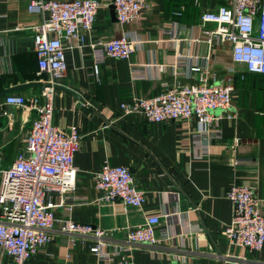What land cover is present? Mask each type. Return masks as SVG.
<instances>
[{
  "label": "crops",
  "instance_id": "obj_1",
  "mask_svg": "<svg viewBox=\"0 0 264 264\" xmlns=\"http://www.w3.org/2000/svg\"><path fill=\"white\" fill-rule=\"evenodd\" d=\"M32 1L0 0V94L42 84L0 98V105L9 95L28 99L24 107H1L0 170L11 167L24 151L37 118L29 100L40 97L47 80V75H38L32 28L43 18L28 11ZM96 1L97 20L85 44L65 43L67 70L54 99L53 124L65 132L75 126L83 137L74 154V200L62 204L59 195L45 199L57 206L55 218L112 231L104 250L112 262L126 258L134 264H264V247L251 253L231 247L224 236L233 216L229 188H254L264 201V75L245 73L233 61L230 44L211 36L215 24L201 26L202 15L216 11L225 0H147L139 18L125 24L112 16V0ZM176 11L181 16L174 15ZM126 34L138 41L129 59L96 57L91 47L96 40ZM193 66L202 69L190 75ZM200 74L211 83H232L235 88V118L223 113L207 136L196 120L150 123L122 109L135 99L159 96L165 84L191 86ZM104 163L131 170L145 192L141 210L121 202H98L101 193L93 180ZM150 214L163 216L156 229L163 243L156 248L125 245L126 230ZM94 244L56 236L31 264H100L90 250ZM177 254L185 258L177 260ZM0 264H11L2 252Z\"/></svg>",
  "mask_w": 264,
  "mask_h": 264
},
{
  "label": "built area",
  "instance_id": "obj_2",
  "mask_svg": "<svg viewBox=\"0 0 264 264\" xmlns=\"http://www.w3.org/2000/svg\"><path fill=\"white\" fill-rule=\"evenodd\" d=\"M112 5L118 22L125 24L139 18L147 7V0H112ZM98 9L96 0H33L28 6L30 13L43 18L32 31L38 75H47V80L40 97L29 100L37 118L32 122L24 151L11 167L0 170V252L11 259V264H31L38 251L56 236H66L72 242L93 241L95 244L90 250L100 264H134L126 258L112 262L110 256L104 254L111 244L112 231L67 218L58 220L53 213L57 206L45 201L51 195H59L62 204L74 200L77 179L74 154L83 137L75 126L65 132L53 124L54 99L59 81L67 70L65 43L69 47L74 40L82 46L85 44L94 30ZM174 15L181 16V11ZM201 22L202 27L216 25L211 36L230 44L233 61L243 66L245 73L264 75V0H225L216 11L203 14ZM137 43L126 34L116 39L96 40L91 47L96 57L126 60L134 53ZM201 69L193 66L189 73L198 74ZM165 87L157 97L123 104V111L140 114L150 123L196 120L206 136L208 128L218 123L223 113L228 119L236 116L231 111L235 90L232 83H211L200 74L191 86L172 83ZM27 104L24 96L9 95L0 105V114L3 105L24 107ZM93 183L95 190L101 193L98 202H121L136 210L145 205V192L127 167L104 163L94 175ZM227 198L233 205L232 220L224 232L227 243L251 253L262 251L264 201L257 197L254 188L240 185L229 188ZM162 218L161 214L147 215L142 224L126 230L124 244L131 248L159 246L164 240L158 239L156 229ZM174 258L185 257L177 254Z\"/></svg>",
  "mask_w": 264,
  "mask_h": 264
},
{
  "label": "water",
  "instance_id": "obj_3",
  "mask_svg": "<svg viewBox=\"0 0 264 264\" xmlns=\"http://www.w3.org/2000/svg\"><path fill=\"white\" fill-rule=\"evenodd\" d=\"M111 9H112V16H114V17L116 18V16H115V8H114L113 5L111 6ZM116 20H117V19H116ZM33 86H42V84H37V83H35V84H31V85L19 86V87H17V88H13V89H10V90H7V91L2 92V93L0 94V98H1V97H4V96H6V95H8V94H10V93H14V92H17V91H21V90H24V89H28V88H31V87H33ZM58 87H59V86H57V88H58Z\"/></svg>",
  "mask_w": 264,
  "mask_h": 264
}]
</instances>
